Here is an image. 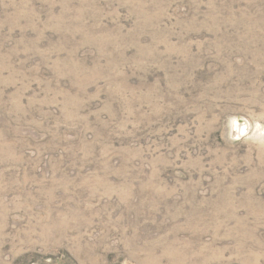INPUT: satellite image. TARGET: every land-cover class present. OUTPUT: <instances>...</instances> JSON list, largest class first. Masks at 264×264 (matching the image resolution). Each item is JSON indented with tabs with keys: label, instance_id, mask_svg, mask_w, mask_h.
Wrapping results in <instances>:
<instances>
[{
	"label": "rangeland",
	"instance_id": "1",
	"mask_svg": "<svg viewBox=\"0 0 264 264\" xmlns=\"http://www.w3.org/2000/svg\"><path fill=\"white\" fill-rule=\"evenodd\" d=\"M0 264H264V0H0Z\"/></svg>",
	"mask_w": 264,
	"mask_h": 264
},
{
	"label": "bare ground",
	"instance_id": "2",
	"mask_svg": "<svg viewBox=\"0 0 264 264\" xmlns=\"http://www.w3.org/2000/svg\"><path fill=\"white\" fill-rule=\"evenodd\" d=\"M247 127H248V126H247ZM247 127H245L244 125H241V126L239 127V129L243 128V129H241V130L246 131V130H247Z\"/></svg>",
	"mask_w": 264,
	"mask_h": 264
}]
</instances>
